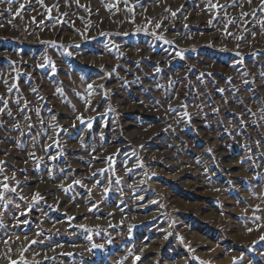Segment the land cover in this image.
Here are the masks:
<instances>
[{
    "label": "rangeland",
    "instance_id": "rangeland-1",
    "mask_svg": "<svg viewBox=\"0 0 264 264\" xmlns=\"http://www.w3.org/2000/svg\"><path fill=\"white\" fill-rule=\"evenodd\" d=\"M261 3L0 4V264H264Z\"/></svg>",
    "mask_w": 264,
    "mask_h": 264
},
{
    "label": "snow or ice",
    "instance_id": "snow-or-ice-1",
    "mask_svg": "<svg viewBox=\"0 0 264 264\" xmlns=\"http://www.w3.org/2000/svg\"><path fill=\"white\" fill-rule=\"evenodd\" d=\"M5 2L10 4L11 0H0V4L5 3ZM37 2L39 3V2H41V0H37ZM234 2H235V0H234ZM247 2L249 4H251L252 0H247ZM261 6L264 7V0H262ZM173 15H175V14H173ZM157 71H159V69H157ZM88 87L91 88L92 85H89ZM57 91H60V89H58ZM29 127L31 128L32 125H29ZM89 127H90V125H89ZM0 163H2V162H0ZM0 171H3V169H0ZM77 183H79V182L77 181ZM4 187L7 188V185L5 184ZM11 191H15V189H11ZM38 195L39 194H37V197H38ZM257 219H258V217H257ZM249 231H251V229H249ZM262 238H264V237H262ZM33 243H35V241H33ZM5 244H7V240H5ZM9 259H10V264H17V262L15 260H11L10 257H9ZM136 259H139V257H136Z\"/></svg>",
    "mask_w": 264,
    "mask_h": 264
},
{
    "label": "bare ground",
    "instance_id": "bare-ground-1",
    "mask_svg": "<svg viewBox=\"0 0 264 264\" xmlns=\"http://www.w3.org/2000/svg\"><path fill=\"white\" fill-rule=\"evenodd\" d=\"M259 234V233H258Z\"/></svg>",
    "mask_w": 264,
    "mask_h": 264
}]
</instances>
